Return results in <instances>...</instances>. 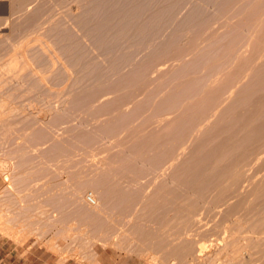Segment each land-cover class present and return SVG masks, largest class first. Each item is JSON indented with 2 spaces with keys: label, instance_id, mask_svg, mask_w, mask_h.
<instances>
[{
  "label": "rangeland",
  "instance_id": "obj_1",
  "mask_svg": "<svg viewBox=\"0 0 264 264\" xmlns=\"http://www.w3.org/2000/svg\"><path fill=\"white\" fill-rule=\"evenodd\" d=\"M0 13V214L20 231L0 229V259L12 246L26 264H264V221L217 219L220 207L203 199L187 218L192 193L178 177L264 57L211 121L182 128L184 142L162 141L250 57L264 0H0ZM21 53L29 65L8 71ZM158 137L168 155L146 144ZM252 157L248 182L264 175ZM119 190L130 205L115 202ZM233 242L251 248L236 253Z\"/></svg>",
  "mask_w": 264,
  "mask_h": 264
},
{
  "label": "bare ground",
  "instance_id": "obj_2",
  "mask_svg": "<svg viewBox=\"0 0 264 264\" xmlns=\"http://www.w3.org/2000/svg\"><path fill=\"white\" fill-rule=\"evenodd\" d=\"M258 18L261 19L260 16ZM259 21H260V23L257 21L259 23L257 25H261L263 27L262 28L263 30L261 29L262 30V35H261L260 39L258 38L259 41L255 45V47L252 49L253 51H252V53H250L251 54L250 57L248 59H246L247 61H243V63H241V64L239 63L240 65L235 69L234 73H232L233 75L228 77L227 79H225L223 82H221L212 93L210 92L211 95L208 93L210 96H206L204 101H199V102H203V103L200 104L196 109H194L193 112L188 113V114L187 113H181V114L179 113V115L181 117V121H180V125L177 124V126H176L177 127L176 128L177 129L176 133L175 132L173 133L174 130L172 131L173 135H171L170 133H169L170 134L169 135L168 132H167V135L165 133L166 136L163 137V140L161 139L162 137H160V138L158 137V139L154 138V140L156 139L157 141L156 140L154 141L152 139V141L150 140V142L147 141L148 143H146V144L150 145V147L153 146V145L156 147L157 144L158 145L161 144L160 143L161 140L164 142L165 138L168 139V140L169 139H173V140H176V141H183V138H184V135H185L183 130H184V128L186 126H191V124L194 125L197 122L199 123V121L201 123L205 122V121L209 120L212 116H215L216 114H218V112L214 111L215 109L212 106H214V107H215V105L220 106V104L223 103L222 102L223 94H225V92H227V91H229L230 93L233 92V89H234L233 86H235L236 84L239 85L237 82H240V78H241V76H243L242 74H243V72H245L244 71L245 68L247 69V67H248V69H249L251 67L252 68L253 67L254 68L257 67V65L259 64L258 62H257L258 63L257 65L255 63L256 59H257V56L264 57V17H263V19H261ZM253 25H254V23H253ZM25 45H26V43H25ZM203 61H204V59H203ZM30 62L26 59V55L24 53H21L20 56H18V55L13 56L10 59V61H9V63H8L6 68H7L8 71L13 72V71L18 70V68H20V67L21 68L27 67ZM249 64L251 66H248ZM259 67L261 68V70L262 69L263 70H262V72H261V70L259 72L260 68H257L258 70L254 69L255 73H256V71H258V73L255 74L256 75V80L253 81L255 83H253V85H251V86H247L248 88L246 90L242 88L245 91H243V90L240 91L242 93H239L240 96L238 95L239 96L238 99H235L233 102H231L229 100L231 103L229 105L224 106L223 110L218 114L219 116L217 115L218 118L219 117L220 118L219 119L217 118L218 121L215 124L213 122L214 126H212L210 128L207 127L206 136L202 132L203 135H204V136L202 135V138L205 137V141H207L208 144L210 142L212 143V144L210 143L211 145H209L208 149L206 148V150L203 151V153L200 156H198V158L196 157V160H195V158H192L195 161L192 162L190 160V164L188 162H187L188 164L182 162L179 165L178 171L181 172L183 170L182 173H184V174H182L183 177L180 176L181 174L178 177H180V180L182 178V181H181L183 183L182 185L186 186L192 193V196H191V194L189 196L191 198L188 197L189 199L185 200V201H187V203H190V204L186 203L188 206H186L187 210L185 209V211H187V214H186L187 216L191 215L190 217H187V218H191V220L192 219L195 220V218L198 219V216L195 217V214H196L195 210L197 209L195 204H197V202L199 200L203 199L202 201H205V204H207V203L211 204V206L210 205L209 206L212 209H216L217 207L218 208L220 207L218 210L216 209L218 212L217 211L215 212L217 214L220 213V215L216 216V214H213V215H215L214 217H217V219H218L219 216H221L220 218H222L223 220H226V221L228 219H230L231 217L236 219V220H239V219L242 220L246 216L247 217L246 220H247L250 215L251 216L253 215L252 218H255L256 220H258L260 222L264 221V205H263V203H264V175L262 177H260L258 175V177H260V178H257L256 177L257 174H256L255 175L256 179H255V178H253L254 176L252 177V175H250L251 172L249 173V171L251 169L250 170L247 169L248 172H246V173H249V174H246V173L245 174L248 175L247 176L248 178H250V176H251V178H253V179H251V181L248 182L247 179L243 178L244 177V171H246L245 169L247 168V167L244 168L243 165L248 163V162L250 163V161H248V160L250 159L251 156L254 157V155H255L256 158H254V160L257 161V162H259V160L261 161L262 159L264 160V158H263L264 157V93H263L264 92V68H262V64L261 65L259 64ZM241 80H242V78H241ZM249 85H250V83H249ZM208 88H207V90H208ZM260 92H262V93H260ZM231 96L232 95H230V97ZM225 98H227V97L225 96L224 99ZM228 99H231V98H228ZM228 99H227V102H228ZM196 103H197V100H196ZM178 110H180V108ZM209 121H211V120H209ZM213 124H211V125H213ZM196 125H194V126H196ZM191 127L189 129H191ZM182 128H183V130L181 131ZM187 128H186V131L189 130V129L187 130ZM192 129L194 130L195 128L192 127ZM197 130H198V127H197ZM201 131H202V129H201ZM181 132H183V133H181ZM162 135H164V134H162ZM191 135H192V133H191ZM185 137H186V135H185ZM205 141L203 143L204 146L202 145L203 146L202 148L205 147V144H206ZM170 142L173 143L172 140ZM202 142H203V140H202ZM165 143L167 144L166 141L164 142V145H166ZM201 143H198V144H200V148H201ZM164 145L161 144L160 146H164ZM206 146H207V144H206ZM165 147L166 146H164V148ZM169 147H171V146H169ZM147 148H149V147H147ZM157 148H158V146H157ZM164 148L161 147V151ZM166 148H165V150L168 149V148L167 149ZM149 149H151V148H149ZM158 150H159V148H158ZM168 152H170V150L169 151L168 150L164 151V153L162 151V153L165 154V155H168V154H166ZM162 153H160V154H162ZM155 154H156V152H155ZM195 155H199V154L196 153ZM151 156H154V155H151ZM157 157L159 158L160 156H157ZM164 157L165 156L163 155V158H159L158 160L162 159L161 163H163L164 162L163 161ZM259 158H262V159H259ZM189 159H191V158H189ZM256 159H259V160H256ZM158 160L157 159L155 160L156 164L157 163L160 164L158 162ZM250 160H252V159H250ZM152 161H154V160H152ZM150 162H151V160H150ZM150 164L152 165L153 163L151 162ZM164 164H165V162H164ZM251 164H252V162L250 163V165ZM162 165L160 164V166H162ZM155 166H157V165H155ZM252 167H254V166H252ZM259 168H261V166ZM263 168H261V169H263ZM177 174H179V173H177ZM176 180H177V178H176ZM244 180H247L246 184H248V185L242 184V181L244 182ZM184 186H182V187H184ZM190 191H189V193H190ZM115 192L116 193H114V192L113 193L117 194V191H115ZM123 192L125 193V191H123ZM120 193L121 192L119 190V194ZM124 193H121L122 195H118L117 194V196H119V197H118V199L115 202L119 201L118 204L119 203L126 204V202L131 200V198L128 199L129 197H127V199H128V201H127L126 197H125L126 194H124ZM111 194L112 193H110L108 191H107V193L103 194L105 199H107V201H106L107 203H109L111 201V199H112V201L114 200L110 196ZM92 196H91V199L86 196L87 200L89 198L88 201H90V202H88V201L87 202L90 205H92V206L95 205V207H98L99 205H98L97 199L94 196L93 197ZM109 198H110V201H109ZM257 200H258V202L260 201L261 204H259V205L261 206V208H259V207L257 208V206H259L258 204H255V202ZM112 201L110 203L114 202V201L113 202ZM158 201H159V199H158ZM165 201H166V199H165ZM168 201H169V198H168ZM185 201H184V203H185ZM199 202H201V201H199ZM128 204L130 205L131 203H128ZM128 204H126V205H128ZM184 205H182V206H184ZM221 207H222V209H221ZM92 208H94V207H92ZM212 209H211V211H212ZM254 211H257V212H254ZM198 212H199V210H198ZM199 213H201V212H199ZM209 213H210V211H209ZM90 215H92V214H90ZM94 217H95V214H94ZM208 217H209V215H208ZM7 218L3 214H0V229H1V231L4 232V233H7V235L11 234L14 237L15 236L18 237V235H20V231H18L14 226L10 225V222H9V220ZM222 219H220V220L223 221ZM92 220H94V219H92ZM256 228H258V227H256ZM256 228H253L254 232H256L255 231ZM251 232H252V229H251ZM252 237L253 236H251V238ZM256 238H254V239L252 238V240L254 242H251V244L248 242V244H250V246H256V247L259 246L260 244L262 245V243H260L261 240L260 239H256ZM248 244L246 246L242 244L243 245L242 246V245H240V244H238L236 242L231 243L232 248L234 249V251L236 253L243 252V250H245L246 247L249 248L250 246ZM260 247H259V249H260ZM220 250H221V248H220ZM262 251L264 253V249L263 250L261 249V252ZM259 253H260V250H259ZM249 259H250V262L249 261L248 262L252 263L253 259H251V258H249ZM92 262L94 264L95 261H92ZM95 263L96 264L99 263V262H97V259H96ZM192 264H196V262L194 261V262H192Z\"/></svg>",
  "mask_w": 264,
  "mask_h": 264
},
{
  "label": "crops",
  "instance_id": "obj_3",
  "mask_svg": "<svg viewBox=\"0 0 264 264\" xmlns=\"http://www.w3.org/2000/svg\"><path fill=\"white\" fill-rule=\"evenodd\" d=\"M2 183H3V176L0 174V187H1ZM1 239H4V238L0 235V240ZM7 239L8 240H11L12 238H7ZM14 251L15 250H13V247L11 246L10 249H9V252H7V254L5 256V257H8V258H5V257L4 258H1L0 259V264H13L14 262L17 264V261H14L13 262L14 255H16V256L18 255L20 259H21V257H24L25 260H24V263L23 264H26V256H24L21 252L18 254L17 252H14Z\"/></svg>",
  "mask_w": 264,
  "mask_h": 264
},
{
  "label": "water",
  "instance_id": "obj_4",
  "mask_svg": "<svg viewBox=\"0 0 264 264\" xmlns=\"http://www.w3.org/2000/svg\"><path fill=\"white\" fill-rule=\"evenodd\" d=\"M7 11H9V8H8V6H7Z\"/></svg>",
  "mask_w": 264,
  "mask_h": 264
},
{
  "label": "built area",
  "instance_id": "obj_5",
  "mask_svg": "<svg viewBox=\"0 0 264 264\" xmlns=\"http://www.w3.org/2000/svg\"><path fill=\"white\" fill-rule=\"evenodd\" d=\"M91 198V197H90Z\"/></svg>",
  "mask_w": 264,
  "mask_h": 264
}]
</instances>
